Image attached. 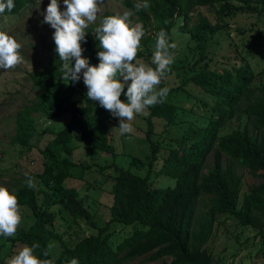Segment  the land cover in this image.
<instances>
[{
    "label": "trees",
    "instance_id": "1",
    "mask_svg": "<svg viewBox=\"0 0 264 264\" xmlns=\"http://www.w3.org/2000/svg\"><path fill=\"white\" fill-rule=\"evenodd\" d=\"M32 1L14 0V9L0 14V24L5 18L23 13ZM147 2L149 8L136 11L135 5L143 4L144 0L122 1L123 6L133 12V24L141 23L145 29L137 59L151 64L156 35L161 30L171 35L172 29H176L186 34L190 43L184 53L175 56L167 74L174 72L180 83L169 86L166 78L162 80L159 87H167L168 95L163 103L149 108L151 113L146 137L151 144V156L148 161L139 157L132 159V164L138 168L147 167V173L140 175L116 163L97 166L70 159L75 150L70 145L74 139L115 155L108 125L114 120L119 121V118L88 100L83 74L79 82L62 79L59 71L62 62L54 50L44 67L28 73V79L37 93L31 103L18 110L11 142L31 148L32 140L47 133L37 126V113L48 119L69 113L70 119L41 149L43 170L21 176L16 180L15 188L10 190L18 197L20 209L24 212L21 216L26 218V222L19 225L14 237L0 236V239L12 244V251L6 257L16 254L19 244L32 246L38 243L40 247L35 254L44 258L43 251L55 239L61 248L60 254L56 259L51 253L47 257L54 264H68L72 258H77L79 264H125L148 254L149 260L161 261L160 264H199L189 261L183 250L191 253L204 247L217 222L233 218L241 228L252 227L253 222L264 213V77L256 81L257 72L252 63L254 45L248 46L246 41L237 42L230 38L226 47L234 54L232 62H228L225 55H222V60L215 57L216 51L211 46V41L220 33L231 36L229 23L232 20L250 18L243 28H237L238 33L259 29L264 18V0ZM203 6L215 10L216 23L201 12L191 23L193 11ZM107 15L116 14L107 11L100 18ZM95 26L90 25L86 29L88 32L81 46L84 49L82 55L89 59L90 65L98 66V52L102 49L92 32ZM189 83L202 88L205 94L204 98L198 99L209 112L202 123L178 119L185 108L172 97L184 94ZM208 98H211L210 102ZM153 117L164 120V132L169 127L180 125V133L164 141H155ZM235 121L238 122L237 127L223 132ZM162 149L167 150L165 155H161ZM212 150L214 164L204 172L205 161ZM224 154L229 157L226 165ZM236 166L261 177L262 181L252 184L241 195L243 173L239 174ZM92 167L102 172L110 167L115 169V175H112L114 197L111 219L102 226L97 223L88 195H81L78 189L67 186L65 182L69 178L82 180L85 171ZM171 168L172 171H169ZM161 173L172 176L175 184L155 186L153 178ZM29 178L34 181L32 188L26 183ZM86 187L89 189L93 185ZM201 196H207L210 204L204 212L196 215ZM57 221H63V224L65 221V232L57 229ZM116 221L130 224L133 228L128 237L114 245L110 226ZM81 223H85L87 228L97 229V233L74 240ZM256 234L262 237L255 251L262 263L264 229ZM238 235L235 234V238ZM5 258H0V264H7L8 258Z\"/></svg>",
    "mask_w": 264,
    "mask_h": 264
},
{
    "label": "rangeland",
    "instance_id": "2",
    "mask_svg": "<svg viewBox=\"0 0 264 264\" xmlns=\"http://www.w3.org/2000/svg\"><path fill=\"white\" fill-rule=\"evenodd\" d=\"M122 1L123 0H100L101 11L98 13V21L101 15L107 11L114 14H123L125 11H129L123 6ZM49 4L50 0H33L23 13L13 18H5L3 20L4 23L0 24V31L8 32L22 45L20 52L24 57V62L15 68L8 70L0 69V186H5L9 190L15 188L17 183L16 180L21 176L31 172H41L43 170V155L41 149L46 145L49 139H53L56 133L64 128L70 119L69 113L54 119H48L37 113L35 114L37 126L40 130L46 131L47 133L39 135L32 140L33 147L31 148L11 142L12 136L15 133V116L18 110L24 105L31 103V101L35 99L37 93V90L33 88L32 83L28 79V73L44 67L48 63L50 55L56 49L53 39L55 29L49 24L43 23L46 9ZM59 5L61 11L66 10L63 0H59ZM198 12L207 16L211 22H217L215 10L210 6H203L193 11V20L191 23L195 22ZM249 21V17H243L238 21H230L231 36L228 37L225 33L220 35V33L211 41V46L213 50L216 51L215 57L222 60V55H225V59L228 62H232L234 54L228 51L229 48L226 47V44L230 42V38L237 42L246 41L248 46L253 43L255 58L252 59V63L257 72L256 81L259 82V80L264 77V18H262L259 24V29L255 28L249 30L245 34L238 33L237 28H243ZM131 22L133 23L132 19ZM176 33L177 35L174 37V41L177 44V48L174 50L175 56L182 52L184 53L187 45L190 44L186 34L180 33L179 31H176ZM141 60L143 61V59ZM82 74L83 73H81V75ZM165 81L168 82L169 86H175L180 83L178 76L174 72L167 75ZM185 88L186 91L184 94H181V96L177 98L172 97L178 104L185 108L181 111L182 113L178 119L202 123L204 121L203 117L208 116L207 114L209 113L206 107L199 102L202 97H205L203 89L196 86L194 83H189ZM121 100L126 101V96L124 94L121 95ZM208 100L210 102L211 98H208ZM150 113L151 110L148 109L146 114L136 115L135 119L132 121L134 131L130 134H120L118 120L109 122L108 135L112 140L116 153L115 155L100 149H93L74 139L70 143V145L75 148L70 159L85 164L95 163L97 166L116 163L118 166L131 169L137 174H146L147 167L138 168L132 164V159L133 157H139L144 161H148L151 156V144L146 137ZM153 121V123H155V135H153L155 141H164L167 137L176 136L180 133L182 128L180 125L172 126L164 132V120L159 117H153ZM237 126L238 122L235 121L233 126H228L223 132H228ZM213 151L214 150H212L205 161L203 168L204 172H207L214 164ZM166 153L167 150L162 149L161 155H165ZM223 158L226 165L229 161V157L224 154ZM160 166L161 165H159L157 169H159ZM95 167L87 169L82 176V180L78 178H69L65 182L67 186L78 189L81 195H88L89 204L95 213V218L98 221L97 223L99 226H102L107 224L111 219V205L114 197L112 188L114 180L112 175H115V169L114 167H110L102 172L100 170H95ZM236 170L239 174L243 173L241 195L248 191L252 184H258L262 181L261 177H255L256 175L245 170L241 166H236ZM169 171H172V168ZM82 173L83 172H81V174ZM153 181L155 186L167 187L175 184V179L164 173H161L159 177L153 178ZM88 184L93 185V187L87 189L86 186ZM209 204L210 200L207 196H201L196 206V215L200 212H204ZM20 211L24 213L22 209H20ZM220 218L222 219V217ZM25 220V217L22 218L20 224H24L26 222ZM55 225L60 232H65L67 229L65 221L64 224L63 221H57ZM132 228V225L118 221L111 223L110 231L112 232L111 236L114 245H117L120 243V240L128 237ZM253 229L255 228H241L236 225V221L233 218H229L224 222H217L213 235L201 249L206 250L205 248H207L208 251L214 252L215 255L220 254V256L226 260L233 258L235 255H239L238 258L243 257V264H247L250 261L248 258H244V254H247V249L251 248V241L257 239H255ZM92 233H97V229L87 228L85 223H81V227L77 229V233L74 234L73 239H80L83 235H91ZM235 234H239L237 238L238 241L244 239L241 244L235 240ZM50 242L54 244L51 255L53 259H56L60 254L61 248L57 240L52 239ZM11 246L12 244L10 241L0 239L1 259L11 253ZM23 246L25 245L19 244L18 249H21ZM148 257L149 254L143 255L125 264L161 263V261H151ZM7 258L8 257L5 259L7 260ZM10 258H8V260Z\"/></svg>",
    "mask_w": 264,
    "mask_h": 264
},
{
    "label": "clouds",
    "instance_id": "3",
    "mask_svg": "<svg viewBox=\"0 0 264 264\" xmlns=\"http://www.w3.org/2000/svg\"><path fill=\"white\" fill-rule=\"evenodd\" d=\"M63 2L66 10L61 11L59 0H50L43 21L55 29L53 39L55 51L62 62L59 68L62 79L79 82L83 73L88 100L98 103L110 111L113 117L119 118L121 135L132 133V121L136 115L146 114L150 107L163 103L168 95L169 89L159 86L171 71L175 60L176 29H172L171 35L165 30L157 33L151 64H148L137 59L146 33L143 24L131 22L132 11L104 16L97 24L101 11L100 0ZM14 7V0H0V14L6 10L10 12ZM149 7L147 0L135 5L136 11ZM90 25H96L92 32L102 49L98 52V66L90 65L89 59L82 55L84 49L81 42L85 41L86 29ZM21 48L22 45L14 36L0 31V69H12L23 63ZM122 94L126 96V101L121 100ZM26 183L29 188L35 186L32 178ZM21 221L18 197L7 187L0 186V236L14 237ZM39 247L38 243L23 246L7 264H54L52 259L47 258L54 244L50 242L47 245L42 253L44 258L35 254ZM68 264H79V261L72 258Z\"/></svg>",
    "mask_w": 264,
    "mask_h": 264
},
{
    "label": "flooded vegetation",
    "instance_id": "4",
    "mask_svg": "<svg viewBox=\"0 0 264 264\" xmlns=\"http://www.w3.org/2000/svg\"><path fill=\"white\" fill-rule=\"evenodd\" d=\"M252 228H254V225L252 226ZM264 229V228H263ZM258 230H260V229H253V234H254V236H255V239L256 240H252L251 241V243H250V245H251V248H249V249H247V251H246V253L247 254H244L245 256H244V258H248L249 259V263H247V264H262L261 262H260V258H258V255H256V252H257V245H258V243L262 240V237L260 236V235H257L256 233H257V231ZM235 238V237H234ZM235 240L236 241H238V239L237 238H235ZM241 241V243L244 241V239H241L240 240ZM241 243H239V244H241ZM249 245V246H250ZM249 246H247V247H249ZM201 248H203V247H201ZM207 251H208V249L207 248H205ZM256 251V252H255ZM209 253V256L211 257V258H213L214 260H217L218 261V263L219 264H243V257H241V258H238L239 257V255H235L233 258H230L229 260H226V259H224L223 257H221L220 256V254H218V255H215L214 254V252H210V251H208ZM263 264H264V260H263Z\"/></svg>",
    "mask_w": 264,
    "mask_h": 264
},
{
    "label": "water",
    "instance_id": "5",
    "mask_svg": "<svg viewBox=\"0 0 264 264\" xmlns=\"http://www.w3.org/2000/svg\"><path fill=\"white\" fill-rule=\"evenodd\" d=\"M255 229L264 228V213L253 222ZM185 257L191 262H198L199 264H219L217 260L211 258L206 250L201 248L196 249L191 253L183 250Z\"/></svg>",
    "mask_w": 264,
    "mask_h": 264
}]
</instances>
